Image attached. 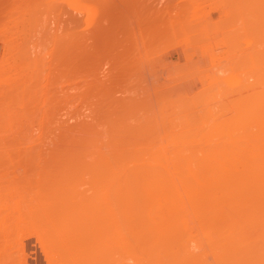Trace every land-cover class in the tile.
Returning <instances> with one entry per match:
<instances>
[{"label":"rangeland","instance_id":"374dc122","mask_svg":"<svg viewBox=\"0 0 264 264\" xmlns=\"http://www.w3.org/2000/svg\"><path fill=\"white\" fill-rule=\"evenodd\" d=\"M103 1L0 0V173L24 196L16 198L22 206L19 215L7 212L9 218L15 217L13 225H7L10 237L22 239V248L10 249L9 255L17 261L20 257L23 264H195L194 257L188 262V255L181 253L178 236V241L176 237L166 241L167 225L147 222L146 214L155 213L158 206L144 196L143 188H126L123 195L114 196L104 188L87 186L91 178L84 167L103 162L120 170L172 162L181 167L185 166L182 158L187 164L193 156L194 165L216 167L217 161L207 160L215 150V154L244 156L240 163L237 157L231 160L242 168L246 167L245 156L255 151L254 145L264 152V136L256 138L261 131L249 126L250 118L246 120V112L253 108L245 109L246 97L252 104L264 103V0L104 1L111 4V10ZM83 4L91 11L82 9ZM61 8L82 19L80 28L73 26L72 15L61 14ZM104 18L109 19L107 24L106 19L99 21ZM91 24L102 26L97 36ZM121 24L125 30L118 28ZM111 27L117 35L114 39L105 34L111 33ZM100 35L105 38L101 42ZM82 38L87 42L82 44ZM255 92L261 93L258 102ZM256 110L264 113V104L255 106ZM239 122L245 125H241L242 132L235 129ZM224 128L231 136L235 132L237 140L232 139L245 141V146L239 143L243 145L239 148L232 140L233 145L223 146L231 139L221 134ZM248 130L255 134L253 145L248 142ZM196 152L204 155L202 159ZM6 187L10 186L0 188ZM130 210L131 215L135 210L141 217L124 216ZM5 260L2 263L13 262ZM202 261L214 262L208 254L196 264Z\"/></svg>","mask_w":264,"mask_h":264},{"label":"bare ground","instance_id":"6f19581e","mask_svg":"<svg viewBox=\"0 0 264 264\" xmlns=\"http://www.w3.org/2000/svg\"><path fill=\"white\" fill-rule=\"evenodd\" d=\"M87 1L88 0H85V2H87ZM89 1L92 2V0H89ZM89 1L87 2L88 4H89ZM95 1H97V0H95ZM95 1L93 0L92 3H94ZM104 1L106 3L108 2V0L107 1L104 0ZM104 1L101 4H104V7H106L107 4H105ZM120 1L122 2V1H128V0H120ZM137 1H139V0H137ZM195 1H197V0H194L193 1L194 4H195ZM99 2H100V0H99ZM99 2H97V3H99ZM77 3H80V2H77ZM145 3H147V2H145ZM88 4H85V6L83 4L82 9H87L88 6H89ZM133 4H134V2H132V5ZM76 5H78V4H76ZM86 5H88V6H86ZM95 5L97 6V4H95ZM197 5H198V3H197ZM107 6L109 7V4ZM84 7H86V8H84ZM111 7L112 6L110 4V7L108 9L111 10ZM78 8H79V6H78ZM92 8H95V7H92ZM68 9H70V8H68ZM96 9H97V7H96ZM88 10L89 9H87L86 11H88ZM135 10H133V11H135ZM65 11L66 10H63L62 9V13L61 14H64V16L65 15L66 16L69 15L67 17L68 18H71V15L72 14L70 12L68 13V11H66V13H63ZM89 11H91V10H89ZM107 11L110 12L109 10H107ZM135 12H137V11H135ZM106 13L107 12H105V14ZM107 14H106V17L108 16ZM155 14H153V16ZM75 15L76 14H74V16L72 15V18L74 17L72 19V21H73V24H75L73 26L74 27H77V28H80L79 27V23H81L82 19L80 18L81 19L80 20L78 18L79 16L77 15L78 17H76ZM92 15H94V14H92ZM179 15H182V14H179ZM60 17L61 16L59 15V18ZM179 17L180 16H178V18ZM63 18H61V19H63ZM138 18L141 19V17H138ZM147 18H149V17H147ZM174 18H175V16H174ZM64 19H66V17ZM74 19H76V21H74ZM93 19L94 18H92V20ZM105 19L106 18H104V20L99 19V21L102 22V21H105ZM68 20H70V19H68ZM68 20L67 21L64 20V21H66L67 24H68L70 22V21L68 22ZM108 20L109 19H106L105 23L104 22L103 23L104 24H107ZM72 21H71V24H72ZM78 21H80V22H78ZM153 21L154 20H152V23H153ZM178 21H179V19L176 20V22H178ZM77 22H78V25H77ZM28 23H30V22H28ZM153 24H155V23H153ZM27 25H29V24H27ZM80 25H82V23ZM111 25H112L111 23H108V27L111 26ZM121 25H122L121 27L120 26L118 27L120 30H121V28L124 27L123 26L124 24H121ZM158 25L156 26L157 28H158ZM164 26H165V24H164ZM91 27H93L91 29L95 30V33L96 34H94V35L97 36V33L101 31L100 30V27H102V26L99 25V27L98 26L96 27V28H99L98 31H97V29L94 26H92V24H91ZM138 27H139V25H138ZM14 28L17 29V26H15ZM106 28L107 27H105V29ZM116 28H117V26H116ZM116 28H115V30H116ZM111 29H112V27H111ZM111 29H110V32L111 33H105V34H107V35L110 34V37L112 38L115 35V34H112V32L114 30V27H113L112 31H111ZM119 29H118V31H119ZM123 29L125 30L126 28H123ZM123 29H122V31H124ZM28 30H29V28H28ZM127 30H129V29H127ZM127 30L125 32H127ZM160 30H161V28H160ZM75 31H76V29H75ZM90 31L91 30H89V33H90ZM138 31H140V30L138 29ZM150 31H148V32H150ZM80 32L81 33H84L86 31L82 32L80 30ZM80 32L78 31L79 34H80ZM78 33H76V35L75 34L74 35L77 36ZM161 33H162V31H161ZM125 34H127V33H125ZM74 35H73V37H74ZM86 35L88 36V33H86ZM94 35H92V37H94ZM101 35H100V37H102V39L100 40V42L103 39H105V38H103L104 35L103 36H101ZM107 35H106V38L109 37V36L107 37ZM147 35L149 36V34H147ZM200 35H202V34H200ZM115 36H117V35H115ZM115 36L113 37V39L115 38ZM92 37H90V39L88 38V41L91 40ZM141 37H142V35H141ZM111 38H109V39L111 40ZM85 39H87V38H85ZM98 39H100V38H98ZM147 40H149V39H147ZM82 41H83V38H82ZM84 41L87 42L86 40H84ZM84 41H83V43L82 42H80V43L84 44ZM92 41H93V43L97 42V40L94 41V38L92 39ZM143 41H144V39H143ZM98 42H99V40H98ZM73 44L74 43L72 42V45ZM82 47H85V46L83 45ZM72 48H74V45L72 46ZM77 48H78V46H77ZM77 48H76V45H75V49H77ZM80 50H81V48H80ZM82 50H86V49L83 48ZM77 51H78L77 52V54H78L79 53V50H77ZM73 53L76 54L75 52H73ZM77 54H76V56H77ZM128 54L130 56H133V55H131V52H129ZM124 55H126V54H124ZM130 56H129V58H130ZM131 58H133V57H131ZM83 72L85 73L86 71H83ZM87 73H88V71H87ZM95 73H97V71ZM87 75H89V73ZM256 76H258V75L256 74ZM262 76H264V75H262ZM93 77H95L96 80H97V77L96 76H93ZM103 77H105V76H103ZM91 78H92V76H91ZM95 78H92V79H95ZM258 78H261V77H258ZM243 80H245V79H243ZM262 82H264V81H262ZM262 82H259L258 81L259 84H261ZM243 83H244V81H243ZM243 83H242V86H243ZM245 83H247V82H245ZM248 83H250V82H248ZM255 83L258 84L257 82H255ZM253 87L254 86H252V88H250V89H253ZM259 88H261V87L259 86ZM251 92H246V93L249 94V95L246 94V96L248 95V96H251L253 98ZM257 92L253 93L254 96L256 95L255 97L258 98L256 100V102L259 101L258 94L259 95L261 94V93H257ZM262 94H264V93H262ZM244 95L242 97H244ZM237 97H238V95H237ZM239 97H240V95H239ZM262 97H264V96H262ZM233 98L236 99L235 97H233ZM247 98L248 97L245 98L246 99V106H245L246 108L245 109H247V111L248 110L250 111V109L253 108V112L251 111L252 114H251V112H249V113L246 112L247 113L246 117L249 114V117H247L246 120H248L250 118L251 119V122L249 123V126L252 127V128H254V129H256L255 131H257V129L261 131L260 133L257 132V135L256 136H255V134H256L255 131H253L252 129L251 130L255 134H250L249 130H248V132L246 131V135L249 134V136H251V138H250L251 141H248V140H246V141H248L249 143L250 142L252 143V138L254 139L255 137L257 138V136H258V138H259V136H264V133H262V132H264V113L261 114V113H258V110L255 111V106H256V109H257V105L260 106L261 104H264V103H259V104H256L255 105L254 103L252 104V102H251L253 100L247 101L249 99V98L248 99ZM252 98H250V99H252ZM261 100H264V98H261ZM238 101H240V99H238ZM234 102H235V100H234ZM232 103H233V101H232ZM219 106H220V104H219ZM230 106H232V104ZM222 108L220 110L219 107H218V109L220 111H222ZM229 108L231 109V107H229ZM259 108L260 107H258V109ZM213 109L215 110V108H213ZM260 111H261V108H260ZM214 112H215V115H216V110ZM241 112H239V113H241ZM228 113H230V112L228 111ZM235 113H237V112H235ZM222 114H223V112H222ZM219 115H220V113H219ZM226 115L228 116L229 114H226ZM250 115H251L252 118L250 117ZM223 116H225V114H223ZM232 116L234 117V114ZM238 116L235 115V117H237V119L235 118V120H238L239 119ZM216 117H215V119H216ZM233 117H232V119H233ZM219 118H221V117H219ZM225 119H227V118L225 117ZM243 119L245 120V117ZM215 121H217V120H215ZM221 121L224 122L223 120H221ZM248 121H250V120H248ZM241 122L242 123H244V122L246 123V121H244V122L241 121ZM242 123H241L242 127L245 126L244 125L245 123L244 124H242ZM236 124H234V126ZM241 125H240V122H239V126L240 127H241ZM247 125H248V123H247ZM217 127H218V125H217ZM217 127H215V130H216ZM221 127H222V125H221ZM230 127H231V125H230ZM240 127L239 128L238 127H236V128L234 127V128L236 130L239 129V131L242 132V127H241V130H240ZM246 127H244V128H246ZM248 127H247V129H250ZM231 128L234 129L233 126ZM231 128H229V129H231ZM220 130H222V129H220ZM234 130H233V132H234ZM224 132H225V128H224ZM228 132H229V130H228ZM241 132H238V133H241ZM213 134H214V132H213ZM216 134H217V131H216ZM221 134H228V133L225 132V133H221ZM234 134H235V132L233 133L232 136L229 135V134L226 135V136H230L231 139L229 138L230 139V141H229L228 137H226V139H228V140H226L227 141L226 144H228V145H225L224 144L223 146H225V147L226 146H229V143H232V141L234 143L235 140H237V139H235V138H237L236 137L237 135L235 136ZM217 135H214V136H217ZM246 135H244V136H246ZM241 137H242V134H241ZM221 138H224L225 139V137H223V136ZM232 138H234L235 140L232 139ZM261 138H264V137H261ZM215 140H216V138H215ZM256 140H258V139H255L253 142H256L257 143ZM259 140H260V138H259ZM226 141H224V143ZM236 142L234 144H236ZM244 142L242 141V143L241 142H237V143L238 144L239 143L243 144ZM216 143H218V142H216ZM233 143H232V145H233ZM249 143H248L247 146H249ZM222 144L223 143H221V145ZM241 144H239V148H240V145ZM253 144L254 143H252L251 145H253ZM241 146H243V145H241ZM244 146H245V143H244ZM247 146H246V149H248V150H251L252 149V148L249 149L251 146L248 147V148H247ZM254 146H257V147L259 146V148L256 147L257 149L254 147V150H255L254 151L255 153L253 152L254 154L253 153L252 154L250 153L249 155H247L246 153H244L245 155H247V156H245L246 167H243V166H245V165H243L242 168H239L241 166L240 164H239V166L238 165L235 166V163H237L235 160H234L235 161L234 164H232V161H231L232 159H235L236 157L237 158L239 157V159L236 158V160H238V162L240 161V159L243 160L244 159V156L242 154H241V156H243V159H242V157H240V155H237L236 156V155H233L231 153L228 154L227 152L224 153V152H220L218 150L217 151L219 153H217V154H215V152H216L215 150H213L214 151V154L211 152V154H213L212 155V158L210 156L211 155L210 154V151H206V152H209L208 154H210L209 155L210 157L207 156V160L210 159V160H212V162H216L217 161L216 164L219 163V165L216 166V167H215V165H213L214 167L212 166L213 163H211V166L212 167H209L210 165L209 166H207V165L204 166L205 163L204 164L203 163L202 164H199L198 163V165L192 164L193 163L192 158L194 157L193 156L194 153H193V155H190V154L184 155V156H193L191 158V161L192 162L190 161L191 163L189 162V163L186 164V162L184 161L185 159L182 158L181 159V162L183 161V164H185V166H181L182 164H180L181 167H176V166L172 165V164H174L172 162L171 163L172 166L170 164H168L169 166H166L167 164L166 165H161V163H158L157 166H155V167L152 166L150 168L149 167H144V168L135 169V170L134 169L133 170H129V169H125V170L121 169L120 170V168L112 167V166L106 164L105 162H103L101 164H96V165L91 166V167L88 166V164H86V166H88L89 168L86 167V166L84 168H87L88 169L89 174H90V178H91V180L89 182H87L88 183L87 186H94V187L95 186H98V187H100V190L101 191H102L101 188H104L107 191H111L114 196L115 195L116 196L123 195L121 192L124 189H126V188H128L130 190L132 188H133L132 190H134V188H143L144 191H145L144 196L146 195L147 198L151 200V202L153 201V203L155 202V204H157V206H158V208L156 207L157 208V211L155 213H153V214L151 213V215H150V213H148V215L146 214V216H145V213L143 214V210L141 209V214H142V217H141V214H139V212L136 213L135 210L132 211V215H131V210H130L129 211L130 213L128 212L127 215H124V216H129V214H130V218H136V219H138L140 217L143 218L145 216V218L147 219V222L149 221V223H150V221H152L155 224L161 225L163 223L162 225H165V226L167 225V236H168L167 238L168 239L166 241H168V242L169 241H172L171 239L174 238V237H176V240L178 241V239H177V236H178V238L180 239V242H181L179 244V246L181 248V253L183 251L185 254L188 255L189 258L187 257V259H186V261L188 260V262H189L190 257L191 258L194 257L196 259V260H194L195 261V264H196L197 263L196 261L199 260V257H201L202 255H205L206 256V254H208V255H211L212 260L214 261L213 264H264V200H262V199H264V152H261V151L259 152L258 151V149H260V148H261L260 150H262V147L260 145L257 144V145H254ZM237 147L238 146H236V148ZM207 148H209V147H207ZM218 148H220V146ZM239 148H237V150ZM202 149L203 148H201V151H202ZM227 149H228V147H227ZM200 152H196L195 154H197V157L199 156L202 159V156H204V155L203 154H202V156L198 155ZM184 156L182 155V157H184ZM178 158H179V155H178ZM180 158H179V160H180ZM205 158H206V156H205ZM156 159H158V158H156ZM189 159H190V157H189ZM210 160H208V161H210ZM194 161H195V159H194ZM204 161H206V160H204ZM198 162H200V161H198ZM240 162H242V161H240ZM245 162H244V164H245ZM179 163H180V161H179ZM207 163L210 164L209 162H207ZM94 164H95V162H94ZM0 171H2V170H0ZM85 171H86V169H85ZM1 174L2 173H0V187L1 186H10V187H6L7 189L4 188V190H1V188H0V236H1V238H0V262L1 263L0 264H5L4 262L2 263L3 258L6 259L5 262L7 261V263H11V261H13L15 264H17V263L20 264V263H22V260L20 259V257H18V259L21 262L15 260V259L12 260L13 257L12 256L10 257L11 252L10 253L8 252V251H10V249H12V248L14 249V247L15 248H18L20 246V244H21V240L22 239H20V237L17 238L18 236L16 238H14V239L10 237L11 236V233L8 230L9 229L8 226L13 225L12 222H14V221H11V220H14L15 217L9 218L7 212H9L11 210L12 213L17 212L15 214L21 213L22 206L20 207V203H21L20 200H22L23 198L21 199V197H24V196H22V193H20L18 191L19 189H18V187H16V185L13 186L12 181H9L10 179L7 178L4 173H3L4 175H1ZM91 174H93V175H91ZM74 180L76 181L75 178H74ZM9 182L11 184H9ZM71 182H69V183L67 182V183L70 184V186H72L71 185ZM67 183H66V185L68 186ZM76 183L78 184V180L76 181ZM79 183L81 184L80 181H79ZM84 183L86 184V182H82L83 185H84ZM76 185H73V186H76ZM130 187H132V188H130ZM138 192H139V190H138ZM96 195H97V193H96ZM16 198L17 199H20V200H17ZM148 199H147V201L149 202ZM15 200H17V202H14L13 203V201H15ZM118 200H120V199H118ZM132 201H136V200H134V198H133ZM12 204L15 205V207H10L12 209H9V206L12 205ZM139 204L140 203H138V205ZM145 206H146V204H145ZM136 207H137V205H136ZM127 208H128V206H127ZM138 210H140V209H138ZM126 211H127V209H126ZM134 211H135V213H133ZM15 214H13V216ZM138 214L140 215V217H139ZM18 219H19V217H18ZM9 223H10V225H9ZM18 225H19V223H18ZM152 229H153V227H152ZM165 234H166V232H165ZM2 236H4V238ZM153 236H155V235H153ZM40 238H42V237H40ZM162 243L164 244V242H162ZM21 248L22 247L20 246L18 249H21ZM18 249L16 251H19ZM12 252H14V251H12ZM184 253H183V255H185ZM14 254H16V253H14ZM164 254H165V252H164ZM21 255L22 254H20V256ZM46 255H48V254H46ZM197 255H200V256L197 258V257H195ZM1 258H2V260H1ZM182 258L184 260V257H182ZM179 259H180V257H179ZM192 260L193 259H191L190 262ZM13 262L11 264H13ZM179 262H181V261H179ZM202 262H204L203 264H212V262L210 263L208 261H202ZM51 263H49V264H51ZM200 263H201V261H200ZM52 264H54V263H52ZM174 264H175V262H174ZM198 264H199V262H198Z\"/></svg>","mask_w":264,"mask_h":264}]
</instances>
